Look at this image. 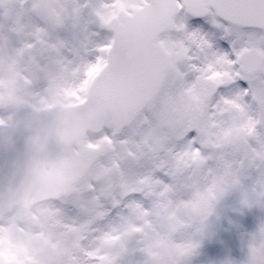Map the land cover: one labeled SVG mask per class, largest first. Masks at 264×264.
Returning <instances> with one entry per match:
<instances>
[{"label": "rangeland", "instance_id": "1", "mask_svg": "<svg viewBox=\"0 0 264 264\" xmlns=\"http://www.w3.org/2000/svg\"><path fill=\"white\" fill-rule=\"evenodd\" d=\"M140 1L71 0L67 4L52 0L60 26L51 39L37 19L36 0H0V122L8 120L13 105L39 108L77 102L106 61L111 36L101 26L118 11L139 6ZM187 17L183 13L173 32L162 39L171 56V71L159 98L133 125L146 119L163 123L169 109L178 111L186 99L200 114V133L209 160L193 156L187 173L156 194L148 211L134 208L122 219L111 207L106 208L107 215L96 224L98 232L82 222L84 215L66 208L75 195L39 205L28 215L16 211L0 225L2 251L11 264H195L221 222L229 227L234 200L243 196L246 206L264 207V37L250 36L242 43L238 35L235 41L241 75L253 85L252 106L245 107L242 97H237L220 110V119H214L207 116V100L213 83L225 72L212 75L210 67H202L196 80L185 85L179 69L189 59V49L192 57L203 62L207 46L199 32L187 31L183 23ZM42 44L50 46L51 53L37 61L34 56ZM252 49L260 52L263 61L258 72L247 75L240 57ZM230 63L222 60L219 66L223 69ZM110 136L111 132L89 135L86 143L97 147L109 142L111 148ZM166 155L175 178L183 170L182 157ZM125 171L135 174L137 169L130 166ZM62 208H66V217L60 213ZM252 224L250 215L245 226L250 229ZM221 235L233 239L237 248L249 242L264 243V217L247 236ZM192 254L195 262H189ZM236 254L241 264L244 256Z\"/></svg>", "mask_w": 264, "mask_h": 264}, {"label": "water", "instance_id": "2", "mask_svg": "<svg viewBox=\"0 0 264 264\" xmlns=\"http://www.w3.org/2000/svg\"><path fill=\"white\" fill-rule=\"evenodd\" d=\"M210 8L236 24L264 28V0H142L102 25L112 35V44L107 63L92 79L82 103L44 109L14 106L8 122L0 124V222L16 209L24 215L76 192L108 152L106 144L86 146L87 135L107 130L119 136L157 100L171 70L170 55L160 39L173 31L181 9L203 15ZM36 11L54 38L59 19L51 0H37ZM49 52V46L42 45L35 58ZM261 61L256 50L245 52L243 72L255 74ZM0 264H11L1 252V242Z\"/></svg>", "mask_w": 264, "mask_h": 264}, {"label": "snow or ice", "instance_id": "3", "mask_svg": "<svg viewBox=\"0 0 264 264\" xmlns=\"http://www.w3.org/2000/svg\"><path fill=\"white\" fill-rule=\"evenodd\" d=\"M186 28L189 32L203 35L207 46L203 62L192 57V49H189V59L179 69L185 85L196 80L202 67L211 65L212 70L225 72L212 85L211 95L207 100V116L220 119V110L227 107L228 101L237 97H242L241 102L250 108L253 104V85L241 75L235 41L238 35L241 36L242 43L250 36L264 37V28L256 23L236 24L227 14H220L215 8H210L203 15L189 14ZM261 48L264 49V42L261 43ZM222 60L231 63L225 64L221 69L219 65ZM199 120L200 114L196 107L185 99L178 111L169 109L163 117V123L146 119L132 125L123 135L110 136L112 147L99 161L96 169L85 177L77 189L74 201L66 208L84 215L86 219L82 222L89 223L95 232H98L96 224L107 215L106 208L111 207L122 219L130 216L134 208L150 210L156 194L178 182L187 173L193 156L199 155L205 161L209 160L210 154L203 143ZM168 152L182 157L183 170L175 178L170 174L166 155ZM130 166L137 169L135 174L126 173L125 169ZM66 208L60 210L64 217ZM229 212V227L224 228L221 222L219 228L211 233L197 264H224L229 258L236 257L237 252L241 257L244 256V246L237 248L233 239L224 238L221 233L227 232L230 237L249 235L255 231L258 219L264 217V207L250 208L244 204L241 196L234 200ZM250 215L253 224L249 229L245 225L246 218ZM217 219L220 220V217Z\"/></svg>", "mask_w": 264, "mask_h": 264}, {"label": "clouds", "instance_id": "4", "mask_svg": "<svg viewBox=\"0 0 264 264\" xmlns=\"http://www.w3.org/2000/svg\"><path fill=\"white\" fill-rule=\"evenodd\" d=\"M258 262L264 264V243L249 242L245 246L244 259L241 264H258Z\"/></svg>", "mask_w": 264, "mask_h": 264}, {"label": "bare ground", "instance_id": "5", "mask_svg": "<svg viewBox=\"0 0 264 264\" xmlns=\"http://www.w3.org/2000/svg\"><path fill=\"white\" fill-rule=\"evenodd\" d=\"M184 22H185V20H183V23H184ZM186 22H187V20H186ZM16 32H17V31H16ZM208 67H210V68L212 69V66H211V65H209ZM217 72H218V71H216V70H212V71H211V74L214 75V74H216ZM1 234H2V232H1ZM244 247H245V246H244ZM196 259H197L196 256L192 254V256H191L189 262H195ZM238 260H239L238 257H234V258H229V259L226 260V261H229V262H231L232 264H240ZM195 264H197V262H196Z\"/></svg>", "mask_w": 264, "mask_h": 264}]
</instances>
